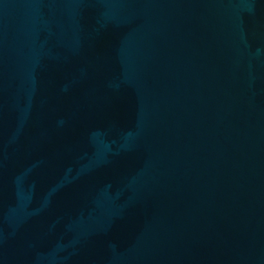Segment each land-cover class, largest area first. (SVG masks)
<instances>
[{
    "label": "water",
    "instance_id": "95a60500",
    "mask_svg": "<svg viewBox=\"0 0 264 264\" xmlns=\"http://www.w3.org/2000/svg\"><path fill=\"white\" fill-rule=\"evenodd\" d=\"M0 264H264V0H0Z\"/></svg>",
    "mask_w": 264,
    "mask_h": 264
}]
</instances>
